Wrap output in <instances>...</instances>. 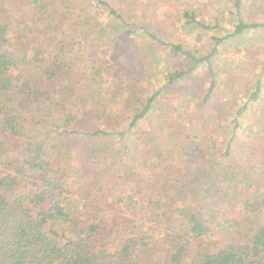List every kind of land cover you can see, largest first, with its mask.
<instances>
[{"label": "rangeland", "instance_id": "obj_1", "mask_svg": "<svg viewBox=\"0 0 264 264\" xmlns=\"http://www.w3.org/2000/svg\"><path fill=\"white\" fill-rule=\"evenodd\" d=\"M29 1L0 0V14L13 22L8 48L27 77L38 86L55 87L53 96L63 102L53 108L49 122L41 116L27 128L30 135L47 137L55 154L69 163V182L77 196L86 194L106 157L112 174L132 170L133 179L146 155L148 179H154L152 162L168 164L165 151L170 150L172 177L183 176L186 164L199 171L222 166L237 181L250 178L251 190L264 201V0H103L121 17L99 0H65L70 8L50 21L48 36L43 22L32 30ZM64 2L52 0L50 12H62ZM241 21L253 26L233 35ZM221 37L225 40L218 53L199 62ZM56 59L63 62V71L51 65ZM49 65L55 70L51 78L45 74ZM177 72L182 76L172 79ZM258 87L256 101L251 95ZM150 100V113L130 124L134 110ZM138 127L139 134L153 132L158 149H145L150 145L143 142L144 135L137 136ZM217 180L227 191L225 180ZM132 186L117 179L103 191L104 202L115 206ZM198 200L212 214L211 231L202 242L229 246L248 240L245 229L236 233L221 220L220 203L208 206ZM224 209L230 220L243 211L241 204L233 211L227 205ZM258 212L255 223L264 225V203Z\"/></svg>", "mask_w": 264, "mask_h": 264}, {"label": "trees", "instance_id": "obj_2", "mask_svg": "<svg viewBox=\"0 0 264 264\" xmlns=\"http://www.w3.org/2000/svg\"><path fill=\"white\" fill-rule=\"evenodd\" d=\"M99 1L114 17H121L111 5ZM29 2L31 28L43 22L46 36L52 28L50 21L55 15H66L71 4L64 2L62 12L55 8L50 12L52 0ZM37 9L39 14H35ZM249 26L253 24L241 21L233 35ZM11 27L10 16L0 14V264H264V225L255 223L264 201L251 190L250 178L237 181L230 169L222 166L199 171L194 164H186L183 176L172 177L175 168L168 150V164L152 162L154 179H148L151 173L146 155L140 158L142 170L132 179V170L112 174L106 157L105 166L89 180L86 194L77 196L69 182V163L55 154L47 137L28 132L27 124L38 122L41 116L49 122L56 105L62 106L63 101L61 96H53L55 87L52 91L50 84L38 86L19 69L17 54L8 48ZM224 40L217 38L212 51L198 61L215 56ZM51 65L64 70L58 59ZM51 65L45 68L49 78L55 72ZM179 76L182 73L177 72L172 79ZM259 90L252 93L253 100H259ZM152 103L150 100L141 110H134L130 124L136 125L139 117L150 113ZM247 107L243 105L238 112ZM67 113L70 121L73 116ZM100 133L105 134V130ZM136 134L144 135L143 142L150 145L145 149H158L153 132L139 134L138 127ZM218 178L225 180L227 191ZM117 179L131 183L133 189L121 199L118 196L116 205L111 206L104 202L107 193L103 191L110 190ZM199 198L208 206L220 203L221 220L227 221L228 228L235 227L236 233L245 229L248 240L229 246L202 242L200 238L211 231L208 223L212 214L207 211L210 207L200 206ZM240 204L243 211L230 220L224 206L233 211Z\"/></svg>", "mask_w": 264, "mask_h": 264}]
</instances>
